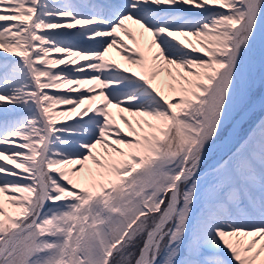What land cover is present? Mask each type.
Instances as JSON below:
<instances>
[{
  "label": "snow or ice",
  "instance_id": "1",
  "mask_svg": "<svg viewBox=\"0 0 264 264\" xmlns=\"http://www.w3.org/2000/svg\"><path fill=\"white\" fill-rule=\"evenodd\" d=\"M0 50V264H264V0H0Z\"/></svg>",
  "mask_w": 264,
  "mask_h": 264
},
{
  "label": "rangeland",
  "instance_id": "2",
  "mask_svg": "<svg viewBox=\"0 0 264 264\" xmlns=\"http://www.w3.org/2000/svg\"><path fill=\"white\" fill-rule=\"evenodd\" d=\"M220 11H224V10H220ZM64 19H67V18H64ZM55 31H63V30L55 29ZM178 39H183V38L181 37V38H178ZM189 39L192 40V43H194V44L196 43V41L194 39H192L191 37ZM200 54L201 53H194V55H200ZM64 55H66V54L59 53L57 55H54V54L50 53L51 59H54V58H57V57H61V56H64ZM119 56H120V59L118 61H116V62L120 63L122 67L128 66L122 60L121 55H119ZM68 59L75 60L77 58L76 57H68ZM77 63L78 64L79 63H83V61H79L78 60ZM256 75H257V81H259L260 70H259L258 66H257V69H256ZM69 86L70 85H65L64 87H66V88L60 89V91H59L60 94H67V95H71V96L74 97L76 95H79L81 91H84L85 89L92 87V85H83V86H80V88L77 91V93L76 92L69 93L67 91L68 88L76 87L75 85H71L70 87ZM97 91H99V89H97ZM256 95H257V100H256V104L254 106L234 107L233 111L231 112V114L229 116V126H233L232 129H235V131L237 132L238 135H240L241 132L243 131V129L245 128V126L250 123L249 121L255 115V112L257 111L258 107L260 106V98L264 95V88H261L259 86V83L257 84ZM101 102H102V98L98 97L97 100L95 102H93L92 106L95 107V106L99 105ZM85 106H87V105H83L81 107H85ZM59 107H61V108H59V109L56 108L55 111L67 110V109H70L72 106L71 105H60ZM112 111H115V110H112ZM73 116H76V114L72 113L69 116H58V117H55V118L63 119V118H70L71 117V118L78 119V116H76V117H73ZM245 118H248V120L244 121ZM236 120H238V121H236ZM72 123H74V122H72ZM9 146H11V145H9ZM216 155H218V153ZM213 158H215V156ZM209 163H211V159H210ZM1 175H3V174L1 173Z\"/></svg>",
  "mask_w": 264,
  "mask_h": 264
},
{
  "label": "bare ground",
  "instance_id": "3",
  "mask_svg": "<svg viewBox=\"0 0 264 264\" xmlns=\"http://www.w3.org/2000/svg\"><path fill=\"white\" fill-rule=\"evenodd\" d=\"M118 39H121V38H123V34L121 33V34H118V37H117ZM97 39H102V38H100V37H98ZM123 39H125V42L126 43H129V46H131V44H130V41H127L126 40V38H123ZM54 54H59V53H54ZM120 54H119V51L117 50V49H112V50H110V52H109V54H108V58L109 59H112V60H114V61H118L119 59H120V56H119ZM71 86V85H70ZM69 86V87H70ZM77 93V92H76ZM73 117H76V116H73ZM237 123V122H236ZM235 123V124H236ZM1 163H5V161H2ZM6 166L7 167H11V164L9 163V164H6ZM17 171H19V170H17Z\"/></svg>",
  "mask_w": 264,
  "mask_h": 264
}]
</instances>
